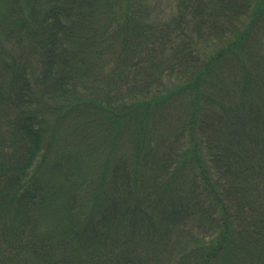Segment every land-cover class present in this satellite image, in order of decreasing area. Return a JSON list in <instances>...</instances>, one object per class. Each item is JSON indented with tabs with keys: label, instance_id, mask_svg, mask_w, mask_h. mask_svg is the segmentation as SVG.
I'll return each mask as SVG.
<instances>
[{
	"label": "trees",
	"instance_id": "16d2710c",
	"mask_svg": "<svg viewBox=\"0 0 264 264\" xmlns=\"http://www.w3.org/2000/svg\"><path fill=\"white\" fill-rule=\"evenodd\" d=\"M0 264H264V0H0Z\"/></svg>",
	"mask_w": 264,
	"mask_h": 264
},
{
	"label": "rangeland",
	"instance_id": "374dc122",
	"mask_svg": "<svg viewBox=\"0 0 264 264\" xmlns=\"http://www.w3.org/2000/svg\"><path fill=\"white\" fill-rule=\"evenodd\" d=\"M35 88H37V86H35ZM45 89H46L45 86H42V87H41V85H40L39 92H40V91H43V90H45ZM35 94H37L36 91L34 92V96L32 97L33 99H35ZM42 102H43V99H42ZM39 103H40V100H39ZM70 115H71V111L68 113V117H70ZM48 124H49V122L46 121V122H45V125H48ZM149 259H150V254H148L147 256L143 257V260H149Z\"/></svg>",
	"mask_w": 264,
	"mask_h": 264
}]
</instances>
